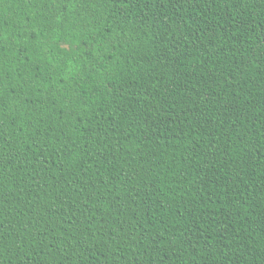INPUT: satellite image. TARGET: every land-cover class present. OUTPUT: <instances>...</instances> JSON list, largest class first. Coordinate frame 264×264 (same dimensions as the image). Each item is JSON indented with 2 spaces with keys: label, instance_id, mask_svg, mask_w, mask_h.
<instances>
[{
  "label": "trees",
  "instance_id": "trees-1",
  "mask_svg": "<svg viewBox=\"0 0 264 264\" xmlns=\"http://www.w3.org/2000/svg\"><path fill=\"white\" fill-rule=\"evenodd\" d=\"M0 264H264V0H0Z\"/></svg>",
  "mask_w": 264,
  "mask_h": 264
},
{
  "label": "water",
  "instance_id": "water-1",
  "mask_svg": "<svg viewBox=\"0 0 264 264\" xmlns=\"http://www.w3.org/2000/svg\"><path fill=\"white\" fill-rule=\"evenodd\" d=\"M67 48H68V46H67Z\"/></svg>",
  "mask_w": 264,
  "mask_h": 264
}]
</instances>
